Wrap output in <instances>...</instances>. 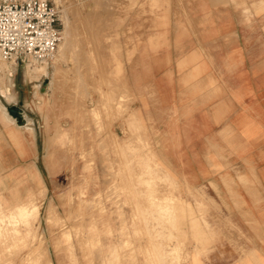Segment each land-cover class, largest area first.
Instances as JSON below:
<instances>
[{"label":"crops","instance_id":"obj_1","mask_svg":"<svg viewBox=\"0 0 264 264\" xmlns=\"http://www.w3.org/2000/svg\"><path fill=\"white\" fill-rule=\"evenodd\" d=\"M125 12L110 42L114 52L98 56L108 66L94 73L107 76L102 91L114 99L109 117L90 116L59 76L28 90L33 82L24 74L18 82L15 60L0 68V87L10 89L9 99L0 93V193L21 203L26 193L16 200V187L45 188L47 198L56 186L52 157H58L60 185L68 186L69 173L84 169L85 150L102 182L101 139L107 132L114 140V157L126 149L130 129L139 128L184 185L204 187L237 221L240 227L224 234L251 239L238 246L237 260L264 258V0H159ZM100 44L89 47L103 54L107 47ZM88 45L81 59L88 58ZM91 97L88 109L101 113L99 94L93 90ZM122 97L126 112L118 115L111 110ZM55 139L61 144L53 151Z\"/></svg>","mask_w":264,"mask_h":264},{"label":"rangeland","instance_id":"obj_2","mask_svg":"<svg viewBox=\"0 0 264 264\" xmlns=\"http://www.w3.org/2000/svg\"><path fill=\"white\" fill-rule=\"evenodd\" d=\"M48 1L59 9L61 30L62 10H68L72 38L68 53L62 58L57 55L48 63L47 73L34 72L33 78L27 75L30 62L16 61L18 82L24 74L33 82L31 90L36 84L44 87L45 79L59 76L71 93L83 100L90 116L94 114L96 120L103 114L109 117L108 106L114 99L102 91L107 76L95 79L94 75L100 74L109 60L98 56L111 54L110 42L118 33L116 26L124 23L125 7H155L159 0H64L59 6ZM100 41L107 47L103 54L90 48ZM85 45L88 58L81 59ZM2 61V68H8L10 63ZM89 80L93 81L91 87L86 85ZM93 90L99 94L101 113L88 109ZM111 111L125 114L124 97ZM99 132L103 135L105 128L100 126ZM104 136L99 144L104 155L100 160L102 182L95 157L85 150L84 169L69 173L68 186L60 185L58 157H52L49 174L56 186L49 188L47 198L45 188L33 193L16 187V200L18 193H26L21 203L0 193V264H264L263 257L237 260L242 251L238 246L250 244L251 239L224 234L240 227L237 221L224 215L221 203L204 187L184 185L182 175L168 169L153 146L141 139V129H130L122 145L126 149L114 157V140L107 132ZM60 144L61 140L55 139L53 151ZM65 145L69 146L66 140ZM70 145L71 149L73 141ZM142 152L147 154L142 156Z\"/></svg>","mask_w":264,"mask_h":264},{"label":"built area","instance_id":"obj_3","mask_svg":"<svg viewBox=\"0 0 264 264\" xmlns=\"http://www.w3.org/2000/svg\"><path fill=\"white\" fill-rule=\"evenodd\" d=\"M59 9L48 0L0 1V56L51 63L62 42Z\"/></svg>","mask_w":264,"mask_h":264},{"label":"bare ground","instance_id":"obj_4","mask_svg":"<svg viewBox=\"0 0 264 264\" xmlns=\"http://www.w3.org/2000/svg\"><path fill=\"white\" fill-rule=\"evenodd\" d=\"M56 5L59 6L63 3L64 0H54ZM97 1V0H96ZM100 0H98L97 2H99ZM102 1V0H101ZM95 2V1H94ZM99 4V3H98ZM62 19H63V25H64V29L62 30V42L60 43L59 45V48H58V51H57V55H59L60 58L64 56H66V54L68 53V49L70 47V44H71V32H70V24H69V18H68V10L67 9H63L62 10ZM0 59L2 61V57L0 56ZM5 60V59H3ZM0 61V62H1ZM54 61H55V58H54ZM3 62V61H2ZM9 62V61H7ZM30 63L27 65V69H28V72H27V75L31 76L33 78V74L34 72H42L44 71V73L47 71V68H48V63H44L46 65H40L38 66V63L37 61L33 60V59H30L29 61ZM4 63V62H3ZM13 63H16L15 61ZM5 66V64H2L0 63V68L3 70L2 66ZM3 66V67H4ZM32 67H36L34 69H32ZM9 68V67H8ZM12 72H13V69H12ZM47 73V72H46ZM1 78V77H0ZM31 78V79H32ZM37 79V78H36ZM1 83V82H0ZM2 86V85H1ZM1 88V87H0ZM2 92V94L4 95V97H7L9 96L10 94V89L8 87H5V88H1L0 90V93ZM9 99V98H8ZM155 167V166H154ZM41 175V174H40ZM163 206V205H162ZM158 249V248H157ZM153 253V252H152ZM184 253V252H183ZM153 257V256H152ZM152 260V259H151ZM155 260V259H154ZM152 262H154L152 260Z\"/></svg>","mask_w":264,"mask_h":264},{"label":"water","instance_id":"obj_5","mask_svg":"<svg viewBox=\"0 0 264 264\" xmlns=\"http://www.w3.org/2000/svg\"><path fill=\"white\" fill-rule=\"evenodd\" d=\"M10 113L14 116H18V113H19V108L17 107H13V108H10L9 109Z\"/></svg>","mask_w":264,"mask_h":264}]
</instances>
